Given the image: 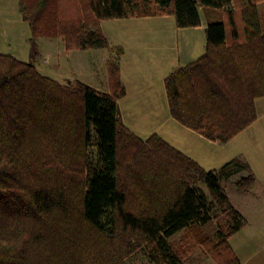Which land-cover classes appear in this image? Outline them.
<instances>
[{
  "label": "trees",
  "instance_id": "16d2710c",
  "mask_svg": "<svg viewBox=\"0 0 264 264\" xmlns=\"http://www.w3.org/2000/svg\"><path fill=\"white\" fill-rule=\"evenodd\" d=\"M260 1L19 0L32 52L29 62L0 54V264H130L143 251L150 264H187L193 240L216 264H240L229 239L246 220L222 181L248 164L207 171L158 135L127 129L117 105L124 51L101 23L173 16L184 29L201 24V9L221 12L205 54L171 72L165 90L179 124L225 144L257 119L264 97ZM39 38H59L67 52L107 49L108 92L40 73ZM234 185L247 193L255 178ZM212 222L217 235L203 236Z\"/></svg>",
  "mask_w": 264,
  "mask_h": 264
},
{
  "label": "crops",
  "instance_id": "0c3cea01",
  "mask_svg": "<svg viewBox=\"0 0 264 264\" xmlns=\"http://www.w3.org/2000/svg\"><path fill=\"white\" fill-rule=\"evenodd\" d=\"M203 10H200V15H203ZM214 12L221 13L216 10L212 13ZM171 17L173 16L134 18L137 19L135 22L138 20L143 22L134 23L136 29L132 28L133 25L131 24L123 27L122 33L129 38L128 41L126 39V41L113 43L103 33L109 46L121 47L124 51L120 60V68L121 82L126 89V95L117 102L119 117L125 127L139 139L147 140L153 135H158L199 165H201V161L197 158V153L190 149L192 145L189 142L176 143L175 140L178 136L180 138L183 137L184 140L192 141L194 145L196 144L194 142H205L206 145H217L221 150L231 147L232 155H228L227 159L213 170H218L233 159H240L248 164L249 168L245 172L246 177L252 175L255 178L253 189L247 193L240 192L241 196H239L237 202H233L230 195H228L233 207L245 218L246 225L230 237L229 243L240 264H264V193L257 194L256 192L259 186L263 188L264 184V147L260 146L261 139L262 144H264V121L260 122L262 118L255 120L232 140L221 144L212 142L200 134L185 128L171 116L165 90L166 77L177 68L196 61L205 54L208 23L222 20L220 16L213 19L210 18V20L206 18L207 22L205 24L201 19L199 26L183 29L178 28L175 22H170ZM20 28L25 29L23 32L24 40L26 38V42L29 41L31 33L28 24L23 21L19 11V0H0V30L9 35L10 31L16 33ZM7 31L9 32L7 33ZM200 32H202V37ZM4 40L6 43L7 40ZM200 41L202 42L201 45ZM91 51H95L97 55L102 53L100 57L103 65L100 64L105 66L109 55L108 50L93 49L84 50L83 52ZM64 52L72 53L66 50ZM36 53L35 66L41 73L44 74V72H49L50 70H60L58 64L51 63L48 58L42 57L38 47H36ZM0 54H9L24 62L31 60V54L29 53L21 58L15 53L5 54L1 51V47ZM78 72V74L73 76L66 74L64 81L59 82L67 83L78 80L87 84L88 81L82 79V71ZM98 74L97 69H94L89 76L95 77ZM107 80L108 78L106 77V84L103 83L102 87L96 88L90 84L87 85L107 93L109 90ZM263 101L264 97L255 101L258 113L259 103L264 106ZM262 131L263 135L261 137L257 136V133ZM247 142L251 144L249 148L254 150L253 159L248 158V152L244 153L243 149L239 150L237 155H235L236 144ZM233 151H235V154ZM206 155L211 156V153ZM249 214H252V218Z\"/></svg>",
  "mask_w": 264,
  "mask_h": 264
},
{
  "label": "rangeland",
  "instance_id": "374dc122",
  "mask_svg": "<svg viewBox=\"0 0 264 264\" xmlns=\"http://www.w3.org/2000/svg\"><path fill=\"white\" fill-rule=\"evenodd\" d=\"M258 14L260 17L262 30L264 33V0L260 1L257 4ZM212 9H204L202 11L201 19L203 23L206 24L207 19L210 20V18H216L220 16L223 18L222 13L214 12L212 13ZM214 14V15H213ZM132 19V18H128ZM128 19H115V20H106L101 23V28L103 33L109 38L110 41L113 43L121 42V41H128V37L125 36L122 33L123 27H126L127 24L133 25L132 28L136 29L134 23H142L143 21L137 19H132L131 21H127ZM170 22H175L174 18L171 17ZM18 25V24H16ZM22 28L18 29L16 33L13 31H7L9 35H6V33L3 30H0V47L1 51H3L5 54L7 53H15L19 57H25L28 53L31 54L32 52V46L30 44V38L29 41L26 42V38L24 40V35ZM13 32V33H12ZM3 34V35H2ZM200 35L202 37V32H200ZM4 36V37H3ZM7 40V44L5 43V40ZM37 44V45H36ZM202 42L200 41V45ZM38 47L40 49V54L43 58H48L51 63H56L60 66V70H50L49 72H44L43 75L49 76L57 81H64V77L66 74L69 76H73L74 74H78V71H82L84 80H87V84H90L94 87H102L103 83L106 84V77H107V69L106 65L102 66V53H99L97 55L95 51L91 52H83L79 50H73L69 51L72 53H65V47L59 38H39L38 41L35 42V48ZM9 55V54H7ZM109 57V55H108ZM102 65H101V64ZM107 63V61H106ZM105 63V64H106ZM94 69H97V72H99L98 76H89L90 73L93 72ZM41 73V72H40ZM108 85V84H107ZM104 87V86H103ZM264 104V101L262 102ZM264 111V106L259 103V113L257 111V119L262 118L260 122L264 121V115L262 116V113ZM260 115V116H259ZM256 119V120H257ZM263 135V131L257 133V136L261 137ZM176 143H184L189 142L192 145V148H190L192 151H195L197 154V158L200 159V166H202L207 171H212L216 167L218 168V165H220L225 159H227L228 155H232L231 153V147H228L225 150H221L217 145H206L205 142H194L188 141L187 139L184 140L183 137L180 138L179 136L175 140ZM247 143H238L236 144V154L235 151L233 153L237 155V152L241 149H243L244 153H247V157L250 159L254 158V150L250 149L249 146L251 144ZM262 144V139H261ZM260 146L264 147V144ZM211 153V156H207L206 154ZM246 177V172L241 171L240 173L235 174L233 177H231L228 180L222 181V186L225 188L226 192L230 197L232 198L233 202H237L239 196H241L240 192L235 188L234 183L241 178ZM264 183V182H263ZM200 190H202L206 196L211 199L210 192L208 188L204 184H199L197 186ZM257 194L264 193V184L263 188L259 186L258 191H256ZM252 218V214H249ZM200 232L203 236L213 238L217 235V226L214 222L207 224L200 228ZM182 234L177 235L172 241L175 242L179 241ZM192 247L193 252L192 255H190V260L187 264H216L202 249V247L198 244V242L195 240L192 241ZM130 264H150L148 256L145 254V252H137L131 259Z\"/></svg>",
  "mask_w": 264,
  "mask_h": 264
}]
</instances>
